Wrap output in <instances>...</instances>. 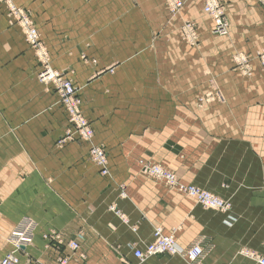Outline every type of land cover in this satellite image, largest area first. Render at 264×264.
I'll use <instances>...</instances> for the list:
<instances>
[{"label":"crops","instance_id":"crops-1","mask_svg":"<svg viewBox=\"0 0 264 264\" xmlns=\"http://www.w3.org/2000/svg\"><path fill=\"white\" fill-rule=\"evenodd\" d=\"M183 1L171 17L164 0H14L30 10L51 66L70 70L105 147L104 176L85 142L58 145L68 124L56 91L38 82L37 55L0 7V259L25 216L37 226L19 264L68 255L45 247L49 230L85 253L68 264H187L167 254L138 263L134 249L156 226L182 247L206 235L214 245L206 264H253L242 250L264 256V72L254 58L264 47V3L220 0L224 38L211 34L203 0ZM182 19L195 24L198 45L182 40ZM236 52L251 58L250 77L234 67ZM212 80L223 100L200 107ZM139 161L229 200L235 221L142 174Z\"/></svg>","mask_w":264,"mask_h":264},{"label":"bare ground","instance_id":"bare-ground-1","mask_svg":"<svg viewBox=\"0 0 264 264\" xmlns=\"http://www.w3.org/2000/svg\"><path fill=\"white\" fill-rule=\"evenodd\" d=\"M171 4L173 8L172 10H176L180 6V2L178 0H171ZM0 6H3L5 9L7 22L18 23L24 30L26 41L29 44H33L36 41L37 35L29 18L28 11L26 9L18 7L14 3V0H0ZM221 9L222 8L220 7L219 3L215 0H206L203 6L204 12L210 15L213 19V31L215 33L224 35L227 32V22L223 18V11ZM219 18L222 19L221 22H218ZM218 29H220L222 32L218 31ZM39 47L40 48L37 51L39 59L42 63L47 64L46 62H48V55L42 46ZM257 57L260 59L264 66V50L257 53ZM243 58L244 57H240L242 61ZM59 76L60 73L52 70L50 66H46L44 69H42L41 72L38 73V80L41 83H47L49 81L57 83V93L58 95H60V98L64 102L66 109L71 113V118L69 117V120L71 122L73 121L77 125V129L74 130L73 134L77 135L82 140L88 142L92 137L93 131L87 126L84 119L82 120L80 118L77 112L78 109L77 105L74 102V91L71 84L69 82H64L63 80H60ZM63 141L65 140L58 141V144L62 145ZM87 151L89 160H91L94 164L99 167L100 174H107V157L103 149H101V147L99 146L90 144V147H88ZM143 172L152 177L163 180L169 185L175 186L179 191L185 193L193 200H196L205 207L219 209L222 212L230 211L228 212L230 214L227 220L231 221L230 218H232V211L230 209V204L227 201H224L209 192L200 190V188L194 185L178 184L172 173L162 169L159 166L145 165L143 167ZM117 214L122 219H124V216L122 214L118 212ZM36 226V221L34 219L25 216L20 221L18 226L14 227V229L10 231V233L6 236V241L12 246V250L0 259V264H2V260L5 257H7L12 262L10 264H18L19 257L17 256V253L25 251L32 244ZM152 236V240L143 243L141 247H136L134 249L133 254L138 263H142L146 259L153 256L167 254L171 256H177L184 260L187 264H206V257L214 247V245L209 242V238L206 235H199L195 237L191 243L183 247L179 246L176 243V238L173 234H164L163 230L160 227H155L153 229ZM42 239L45 241V246L54 244L56 249L59 250L61 247H63V249L67 251V256H57L56 261L58 264H68L70 259H74L77 261L86 260L85 253L79 250V245L75 240H66L60 233L56 232L55 230H49L43 233ZM14 243L20 244L19 246H15ZM194 245L195 248L200 249V257H197L198 255L195 254L194 248H191ZM180 250L181 252H179ZM136 251H139L140 258L135 255ZM245 254L248 257L253 258L252 260H254V264H256L259 257H264L255 254V256H252L249 254V252H245Z\"/></svg>","mask_w":264,"mask_h":264},{"label":"rangeland","instance_id":"rangeland-1","mask_svg":"<svg viewBox=\"0 0 264 264\" xmlns=\"http://www.w3.org/2000/svg\"><path fill=\"white\" fill-rule=\"evenodd\" d=\"M178 1L180 2V6H179V8L176 9V10H172L173 8H172L171 0H164L165 4H166V6H167V9H168V13L170 14L171 17L177 15V14L179 13L180 9L182 8L183 4H184V1H183V0H178ZM205 1H206V0H203V2H202V12H203V14H205L206 16H208V17L212 20V22H213L212 17H211L210 15H208L207 13H205L204 10H203V6H204ZM215 1H217V2L219 3L220 7L222 8L221 10L223 11V12H222V13H223V18H224V19L226 20V22H227V32H226V34H224V35H222V34H218V33H215V32L213 31V28H214V22H213V27H212V29H211V34L214 35V36H216V37H224V38H225V37H227L228 34H229V22H228V18L225 16L224 7H223V5L221 4L220 0H215ZM261 1L264 3V0H261ZM14 3H15V2H14ZM15 4H16V3H15ZM16 5H17V4H16ZM17 6H18V5H17ZM0 7H3V6H0ZM18 7H21V6H18ZM3 8H4V7H3ZM21 8L26 9V8H24V7H21ZM26 10H27L28 13H29V18H30V20H31V23H32L33 28L35 29V32H36V35H37L36 41H35L33 44H29V43L26 41V36H25L24 30L22 29V27H21L18 23H16V22H11V23L7 22V23H8V25H16V26L20 29V31H21L22 34H23L24 41L27 43V45H28L30 48L33 49L34 53L37 55V57H38V59H39V56H38V53H37L38 49L40 48L39 46H42V47L45 49L47 55H48L49 52H48L46 46L44 45L43 41H42L41 38H40V34H39V32H38V30H37V28H36V25L34 24V21H33V19L31 18L30 10H29V9H26ZM5 15H6V14H5ZM6 20H7V19H6ZM179 31H180V36H181L182 40H183L185 43H187L189 46L194 47V46L198 45L199 40H200V39H199V34H198V31H197V28H196L195 24H194L191 20H189V19H182L181 24H180ZM263 50H264V47L261 48V49H259L258 51H256V53H255V55H254V58L258 61L260 67L262 68V70H263V72H264V66H263L262 62L260 61V59L257 57V53H259V52H261V51H263ZM240 57H244V58H243V61L240 59ZM82 59L84 60V58H82ZM232 60H233V62H234V67L236 68V70H237L241 75H243V76H245V77H250V76L252 75L251 58H250L248 55H246V54H244V53H238V52H236V53H233V54H232ZM39 61H40V59H39ZM91 61H92V62H95V60H91ZM46 63H47V64L42 63V62L40 61L41 68H40V70L38 71V73L41 72L42 69H44L46 66H48V67L50 66V68H51L52 70H54V71L60 73V76H59V79H60V80H63L64 82H69V83L71 84V86H72V88H73V91H74V94H73L74 102H75V104L77 105V109H78L77 112H78L80 118H81L82 120L84 119V121L86 122L87 126L93 131L92 137H91L90 141H88V142L85 141V140H82V139L79 138L77 135L73 134L74 130L77 129V125H76L73 121L71 122V121L69 120V117L71 118V113L66 109L64 102H63L62 99L60 98V95H58V93H57V89H58V85H57V83H54V82H52V81H49V82H47V83H41V82L38 80V73H37V77H36V78H37V80H38L39 83H41V84H43V85H45V86H47V85H53V87H54V89H55V91H56L57 97H58L57 102L60 104V106L62 107V109H63V111H64V113H65V115H66V118H67V124H68V125H67V127L65 128V131H64V133H63V137H62L61 140H66V141L68 140V141H69V140H75V139H78V140H80V141H82V142H85L86 145H87V148L90 147V144H93V145H96V146L101 147V149H103L104 153L106 154L104 145H103L102 143L95 142V140H94V129H93L91 123L86 119V117L84 116V114H83V112H82V110H81V99H80V96L78 95V92H77L78 90H77V88H76L75 85L73 84V80H72V77H71L70 70H67V69H60V70H58V69H54V68L51 66V64H50L49 56H48V62H46ZM109 71L112 72L111 69H109ZM58 92H59V91H58ZM222 100H223V97H222V95H221L220 89H219L217 83H216L215 81L212 80V81H211V84H210V89H209L208 91H206L205 93H203L202 95H200V96L197 98V104H198V106L201 107V106L209 105V104H212V103L221 102ZM263 136H264V132H263ZM62 144H63V143H62ZM58 145H59V144H58ZM59 146H61V145H59ZM87 150H88V149H87ZM87 156H88V151H87ZM106 157H107V155H106ZM90 161H91V160H90ZM91 162H92V161H91ZM95 165H96V164H95ZM107 165H108V159H107ZM145 165H155V166H159V167H161L162 169H164V170H166V171L172 173V174L174 175V177H175V179H176V182H177L178 184H180V185H187V184H183V183H181V182L177 179L176 175H175L173 172H171L170 170H168V169H166V168H164V167H162V166H160V165H157V164H155V163L149 162V161H139V166H140V171H141V173L144 174V175H146V176H148V177H151V178H153V179H155V180H158V181H162V182L165 183L166 185H168V186H170V187H174V188H176L175 186L169 185L168 183H166V182L163 181V180L157 179V178H155V177H152V176H150V175L144 173V172H143V167H144ZM96 166H97V165H96ZM97 167H98V166H97ZM98 169H99V167H98ZM99 173H100V171H99ZM107 174H108V173H107ZM100 175H103V176H104V175H106V174H100ZM194 186H195V185H194ZM196 187H197V186H196ZM198 188H199V187H198ZM176 189H177V188H176ZM177 190H178V189H177ZM200 190H203V189H200ZM178 191H179V190H178ZM204 191H206V190H204ZM180 192H181V191H180ZM206 192H209V191H206ZM181 193H183V192H181ZM209 193H211V192H209ZM183 194H185V193H183ZM211 194H213V195L219 197L218 195H216V194H214V193H211ZM120 195H121L122 197L125 196V193L122 191V189H121V193H120ZM185 195H186V194H185ZM186 196H188V195H186ZM188 197H189V196H188ZM190 198H191V197H190ZM219 198H221V199L224 200V201H227V202L230 204V209H232V205H231V202H230L229 200L224 199V198H222V197H219ZM191 199H192V198H191ZM192 200H193V199H192ZM194 201H195L196 203L200 204L202 207H204V208H206V209L215 210V211H218V212H221V213L225 214L224 221H225L227 224H231V223H233V222L235 221V219H236L235 215H233V213L231 212V214H232V218H230L231 221L227 220V218L229 217V214H230V213H228V212H230V211H228V210H227L228 212H225V211L222 212V211L219 210V209H215V208H211V207H205V206H203L201 203L197 202L196 200H194ZM113 211L115 212L116 215H118L117 212L120 213V214H122V215L124 216V219H122L119 215H118V217H119L122 221L126 222V217H125V215H124L122 212L118 211V210L115 209V208H113ZM156 227H158V226H156ZM154 228H155V227H154ZM154 228H153V229H154ZM160 228H161V227H160ZM13 229H14V228H13ZM161 229H162V228H161ZM11 231H12V230H11ZM9 233H10V232H9ZM9 233H8V234H9ZM5 240H6V237H5ZM72 240H74V239H72ZM49 246H51V245H47V246H45V247L48 248ZM61 249H63V247H61L59 250H61ZM245 252H249V253L251 252V253H253V254H255V255H259L258 253L254 252V251H251V250H242V254H243L244 256H246L247 258H250V257H248V256L245 254ZM20 254H21V253H20ZM23 254H25V253H23ZM259 256H261V255H259ZM250 259H251V258H250ZM251 260H252V259H251ZM252 261H253V264H254V260H252ZM19 262H20V261H18V264H19Z\"/></svg>","mask_w":264,"mask_h":264},{"label":"built area","instance_id":"built-area-1","mask_svg":"<svg viewBox=\"0 0 264 264\" xmlns=\"http://www.w3.org/2000/svg\"><path fill=\"white\" fill-rule=\"evenodd\" d=\"M178 5H179V4H178ZM221 21H222V19L219 18V19H218V22H221ZM218 31L222 32L220 29H218ZM19 244H20V243H14L15 246H19ZM150 246H153V245H150ZM191 248H194V252H195V254L198 255L197 257H200V249H199V248H195V245H194L193 247H191ZM179 252H181V250H180ZM159 254H160V253H159ZM161 254H163V253H161ZM249 254L252 255V256H255V255L252 254V253H249ZM135 255H136L137 257L140 258V253H139V251H136V252H135ZM251 259H253V258L251 257ZM200 261H201V260H200ZM200 261H199V263H200ZM10 263H12V262H11L7 257H5V258L2 260V264H10ZM193 264H194V263H193ZM256 264H264V257H259V259L257 260Z\"/></svg>","mask_w":264,"mask_h":264}]
</instances>
